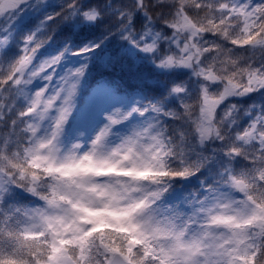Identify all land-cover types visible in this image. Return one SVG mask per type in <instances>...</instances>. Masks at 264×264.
I'll return each mask as SVG.
<instances>
[{"label":"snow or ice","instance_id":"6c2138e0","mask_svg":"<svg viewBox=\"0 0 264 264\" xmlns=\"http://www.w3.org/2000/svg\"><path fill=\"white\" fill-rule=\"evenodd\" d=\"M0 264H264V0H0Z\"/></svg>","mask_w":264,"mask_h":264}]
</instances>
